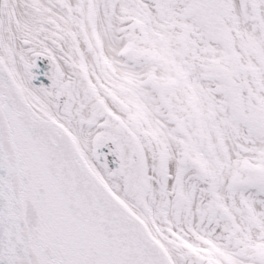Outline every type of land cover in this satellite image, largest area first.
Instances as JSON below:
<instances>
[{
	"label": "snow or ice",
	"instance_id": "6c2138e0",
	"mask_svg": "<svg viewBox=\"0 0 264 264\" xmlns=\"http://www.w3.org/2000/svg\"><path fill=\"white\" fill-rule=\"evenodd\" d=\"M0 264H264V0H0Z\"/></svg>",
	"mask_w": 264,
	"mask_h": 264
}]
</instances>
